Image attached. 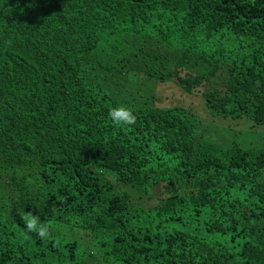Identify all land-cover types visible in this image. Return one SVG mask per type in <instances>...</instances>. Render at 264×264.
Wrapping results in <instances>:
<instances>
[{"label": "trees", "instance_id": "trees-1", "mask_svg": "<svg viewBox=\"0 0 264 264\" xmlns=\"http://www.w3.org/2000/svg\"><path fill=\"white\" fill-rule=\"evenodd\" d=\"M0 264H264V0H0Z\"/></svg>", "mask_w": 264, "mask_h": 264}, {"label": "clouds", "instance_id": "clouds-1", "mask_svg": "<svg viewBox=\"0 0 264 264\" xmlns=\"http://www.w3.org/2000/svg\"><path fill=\"white\" fill-rule=\"evenodd\" d=\"M108 118L119 126L132 125L135 122V116L132 110L125 105H118L111 108L108 112ZM26 228L30 231L35 230L40 236H46L48 233V226L39 223L38 217L36 216L26 221Z\"/></svg>", "mask_w": 264, "mask_h": 264}]
</instances>
